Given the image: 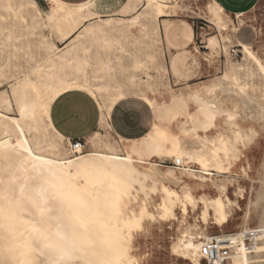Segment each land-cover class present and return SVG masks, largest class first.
Segmentation results:
<instances>
[{"label":"bare ground","instance_id":"bare-ground-1","mask_svg":"<svg viewBox=\"0 0 264 264\" xmlns=\"http://www.w3.org/2000/svg\"><path fill=\"white\" fill-rule=\"evenodd\" d=\"M47 1L50 3L51 8L44 12L45 14L43 15L41 11L28 7L30 0H20L16 9H13L6 2V5L3 6V10L8 11V13L9 10L16 13L18 9L23 14V16L21 15L23 19H26L25 28L53 30V35L55 34L65 44L63 49H58L50 36L47 35L42 38L39 42V47L44 53L42 60L12 90L17 117L6 116L0 112V241L5 243V246L13 248L12 255L14 254L15 258L16 256L18 257L16 263L36 264L34 261H36L38 255L46 251H54L55 253L49 255L46 259L44 258L43 264H66L69 257L75 256L82 259V264H122V261H125L126 264H132V261L136 263V260L128 254L133 232L140 229L143 222L154 215L149 211V202L146 203L145 201L141 203L136 211L121 215L120 200L121 198L129 197L132 191H143L141 190L142 185L144 188L155 189L153 192L157 191V187L160 185L158 189L160 202L156 206V212L161 218L164 216L165 207L170 206L166 204V201L176 200L175 196L167 194L165 189H168L181 195V201L176 203V208H180L183 215L187 214L182 206V203H186V201H183V196L192 194L197 202V208L194 209L192 203L189 202L187 203V209L190 207L195 212L200 208L198 219L203 225L208 224L209 220H211V224L219 229L227 225L231 217L229 207L237 205V201L230 200L227 192L230 187H234L233 183H238V179L232 175L225 174L224 170L228 169H225L220 160V153L223 152L224 154L229 148V138L217 140L208 136L207 131L213 126L214 120L221 115H224L232 124L251 118L255 122L262 123L261 126L264 128V97L260 94H254L255 96H251V93L249 94V85L241 82L238 72L234 69L236 66H233V68L230 65L231 63L228 64L227 55L229 52L226 51V47L223 48V51L227 63L222 77L219 76L220 83L209 84L205 87L208 96H205V94L203 96L200 91H196L191 95L192 101L203 116V121L200 122L203 127V135H200L194 129L185 128L181 134L188 137L190 131L193 132V137L191 138H194V146L191 149H185L180 146L179 139L173 136L166 148V156L172 161H174V157L177 154L181 157L182 163L180 167H173L181 174L179 177L172 176L171 172L165 173L161 171L159 164L154 160L152 161L154 162L153 164L150 161L141 159L140 155L142 153L146 154L144 146L139 148L142 144L139 147L137 144H132L127 147V152L122 155L115 153L114 148H108L111 152H101L103 151L101 149V151H93V153L83 156H80L81 153L76 152L74 155L77 154L78 156L66 158L63 155L61 156L60 153L62 151L60 152L58 145L50 143L52 142L50 140V142L40 140L37 135H33L39 133L41 127L42 129L44 127L39 121V112H37L36 120L31 118L19 120L20 102L26 99L28 103L37 105L39 109L41 101L45 98L47 87L58 83L61 77L77 75L83 81L86 69L83 72H76L74 62L87 60L89 64L92 54L97 55V59L99 57V62L101 59L102 68H112L111 56L113 50L117 47L120 51L123 50L116 40L110 39V36L112 30L116 27V24L113 25V23L123 20L110 18L101 20L100 14L103 11H100V9L103 6L99 7L100 9L79 8L80 5L88 1L80 5H69L58 0L59 4L65 5L58 11L54 10L52 0ZM165 1L126 0L121 6V12L127 14L132 10L131 3L144 2L141 13H136L135 16L131 15L132 17L130 18L139 17L140 19L137 23L141 19H145L146 24H142L145 35L142 36V39L139 38L141 39L140 43L145 47L146 44L150 43L151 37H158L161 28L163 27L164 29L167 25V20L163 19L166 8ZM95 3L98 5V0H95ZM150 4L154 6H149ZM207 10L213 16L216 30L218 28L221 31V26L224 25L221 22V7L216 3H212L208 5ZM32 11H35V14ZM0 12L2 11L0 10ZM49 15H52L54 19L49 20ZM22 17L20 18L22 19ZM5 20V15L3 13L0 14V23ZM160 20L162 25L159 24ZM108 21H111V23L109 24ZM126 21H128L127 27L133 26L129 22V18ZM86 28H94V35L86 32ZM18 39L21 38L19 37ZM212 39L215 41L214 37ZM30 44L32 43L30 42ZM30 44L25 43L22 47L28 50L31 47ZM238 48L244 54L243 58H249L257 64L259 71L264 77V65L255 56L250 47L248 46L247 51H243L239 45ZM2 50L4 49L2 48ZM7 60L9 59L7 58ZM155 60V54L152 51H147L145 59L138 61L135 67H132L135 70L138 68L149 70L154 65ZM146 62L151 66L147 67ZM105 65L108 67H105ZM99 66L101 67V65ZM1 68L4 70L3 67ZM37 69H39L38 72L36 71ZM97 71L100 72V70ZM32 76H35V78ZM98 77L97 79H100ZM134 78L135 76H130V81H134ZM93 79L97 80L96 78ZM226 86L231 89V93H225V98L223 99L227 100L233 97L235 102H232L234 106L228 110L221 107V101L217 96ZM123 94L125 93L123 92ZM144 98L151 104L147 97ZM258 98L261 99L258 101ZM9 100L2 96V107L9 108L11 102ZM111 103H113V100L109 104ZM151 106L156 109V106ZM105 115H107V112ZM18 120L20 126L23 127L24 136L28 138L32 145V151L35 155L11 146V142H15L19 137ZM48 130L55 134L54 131ZM154 132L150 135L154 134ZM243 132V129L238 128L234 132V139H243L245 136ZM19 138L21 140L24 139V137ZM145 156L148 155L146 154ZM152 157L159 159L160 155ZM201 161L207 164V169L202 167ZM194 166H197L198 169H194ZM137 167L142 168V170H138ZM205 171H207V174H205ZM190 177L194 178V181L197 182L195 184L196 187L202 191L210 187L213 177L223 178L225 183L219 185L213 183L219 192L213 198L196 197L191 186L183 180V178L188 179ZM147 181L151 183L149 187L147 186ZM247 181L250 183V190L247 193L248 197L245 198L243 192L239 196V199L245 201V207L242 215V224L238 231L222 233L213 237H202L200 233L186 232L172 246L173 252L176 253L175 250L181 247L182 241L197 245L214 237H229L233 239V234L238 236L241 231L259 229V226L264 225V158L257 172V179H248ZM178 188L180 191L176 190ZM37 190H43L46 203L41 202L40 197L37 195ZM142 208H146V211L143 215H140ZM205 208L208 210L207 215L204 212ZM175 209H173L174 214L168 216L171 219L176 217ZM252 215L255 217L256 223L254 227H249L248 222ZM165 219L162 218L161 220ZM202 238L204 239L203 242H201ZM57 242L60 245L59 249L54 246ZM237 243L241 245L238 252L233 254L225 264H245L246 260L248 264H264V243L260 240L257 241L253 244V251L250 252L246 249V245H243L240 237L237 238ZM22 251L25 252L20 255ZM185 251L191 250L185 249ZM26 252L33 253L35 260L29 259L28 261ZM197 260L198 264H200L201 260L203 261L201 253L197 256Z\"/></svg>","mask_w":264,"mask_h":264},{"label":"rangeland","instance_id":"rangeland-1","mask_svg":"<svg viewBox=\"0 0 264 264\" xmlns=\"http://www.w3.org/2000/svg\"><path fill=\"white\" fill-rule=\"evenodd\" d=\"M42 1L43 0H39V4L40 2L42 3L41 8H43V12H46L49 10L51 5L46 7L44 2ZM5 2L6 4L11 5L13 9H16V6H18V2H20V0H0V10L2 11L0 12V14L3 13L6 19L4 22L0 23V40H2L7 45L9 44L6 39L8 34L13 37L10 46L4 47V50L0 49V55L2 56H0V68L3 67L4 69H0V74L6 73L5 75H7L5 80L0 81V112L6 116L10 115V117H17L12 90L17 85V83L24 79L26 74H29L32 68H34L35 65L42 60L44 53L39 47V42L44 36L48 35L52 38V41L58 49H63L65 44L61 40H59L55 34L53 35V30L39 28H33V30L32 28H25L26 19H23V14H21L18 9L16 13L11 10H9V13L8 11L6 12L5 10H3V6L6 5ZM125 2L126 0H98V5L103 6L101 9L98 7L100 11H103V13L100 14L101 20L108 18L123 20L117 23H113V25L116 24V27L114 28V30H112V34L110 36L111 40H116L121 45L123 51H120L118 47L113 50L111 56V70L105 69L104 67L102 68L103 65L101 63V59L99 62V57L97 59V55L95 56V54H92L89 59L91 61H89L88 67L86 68V70L89 71L85 70L86 72L84 71V73L87 75L89 81L91 80L90 82H92L91 84L94 86H106L113 88L119 85L123 88V92L126 94V96H130L129 98H135L134 96H140L143 98L147 97L150 100L151 105L156 106L157 110H159V114H157V116L154 115V121L159 125L153 129L152 133L156 129H159L165 135H175L176 137H182L183 134H181V132L183 133V129L186 128L190 130L194 129L200 135H203V127L200 123L201 121H203V116L192 101L191 95L196 91H200L203 96L204 94L205 96H208V92L206 91L205 87L209 84L220 83L219 78L222 77L227 63L223 51V48L225 47L226 51L229 52L227 55L228 64L231 63V67H237L233 68L238 72L241 78V82L243 84L249 85V94L251 93V96H253L254 94H260L264 97V77L259 71L257 64L249 58H243L244 54L241 52V49L237 47L239 41H237L236 46H233L228 38V27H230L232 23L231 19H229L230 16L227 17L228 26L222 25L221 31L217 28L218 32L216 30L215 23H213V16L205 8H203V15L199 19L192 20L193 40L190 47L186 49L189 52L186 51L184 52V54L187 53L186 55L188 56V59H195V62H197V66L195 69L197 70V73L199 70L200 72L197 74L195 79H193L192 81H188V79H190L191 77L187 79L186 77L180 78V76L176 75L173 70L174 61L176 60V53L171 51L162 40L161 31L163 27L161 28L158 35L159 38L156 36H154L153 38L151 37L149 41L150 43L146 44L145 47L140 43L142 36L145 35V31L143 29L144 27L142 26V24H146L145 19H141L137 24L133 26H126L128 25V21H126L128 18L135 16L136 13H141L142 5L144 4V2L137 4L131 3L132 10L129 12L130 15L129 13L124 14L121 12V6ZM179 4L180 0L165 1L166 8L163 19L167 20V23L169 22V19H174L182 15V12L178 11ZM169 10L171 11L169 12ZM11 12H13L14 14ZM32 13L35 14V11H32ZM259 16H264V7L254 10L246 17L249 24L257 25ZM20 17H22V19ZM161 20L159 21L160 25H162ZM237 22H239L238 19ZM12 23L15 24L13 25ZM1 32L6 33L1 34ZM221 32H223L224 35L219 39V45L216 46L215 49H209L205 46L206 36L211 35L216 40V38L220 36ZM19 37L21 39L17 40V38ZM196 40L199 41V44L196 43ZM28 41H30L32 44H30V42ZM25 43L30 44V49L27 50L22 47ZM248 46L254 52L255 56L260 60V62L264 65V38H261L259 36L258 28L256 29V33L253 35V38L251 39V42ZM21 47L22 49H20ZM147 51H152L155 54L156 60L154 65L151 66L146 62V66H151V69L148 70L138 68L137 70H135V64L138 63V61L145 59V53ZM232 51H234L235 54H232ZM26 53L32 54L26 56ZM7 58L9 60H7ZM99 65H101V67ZM95 69L100 70V72ZM97 74L99 77L97 76ZM95 76L100 79H97V77ZM130 76H135L134 81H130ZM32 77L35 78V76ZM103 77L105 78V80H103ZM93 78H96L97 80H94ZM228 90L230 91L231 89L226 86L222 89L223 93L221 92L217 95L219 97L218 99L221 101H219L221 107L226 110L231 109L235 103L233 97L227 100L223 99L225 98V93H231V91L229 92ZM129 93H131V95H127ZM98 94L102 97L101 102L108 105L111 102L112 98L115 97L118 93L115 91H109L104 93L98 92L97 95ZM2 96H5L6 98H8V100L10 98L9 102H11L9 108L11 109L2 107ZM255 99L257 100V98ZM260 99L261 98H258V101ZM149 107L151 109V106ZM6 109H8L9 111L11 110L10 113H8L9 111ZM228 122L229 121L224 115L217 117L214 120L213 126H211L207 131V134L208 136L214 137L217 140H225L229 138V148L225 151L224 154L223 152L220 153V160L222 161L225 169H228L224 170L225 174L232 175L238 179V183H233L234 187H230L227 192L230 200L237 201V205H231L229 207V211L231 214L229 223L221 229L216 228L213 224H211V220H209L208 224L203 225L198 219V215L200 214L201 209L198 208L197 211L194 212L190 207L188 208L186 215H183L180 208H176L175 219L167 217L165 220H161L162 218L156 212V206L160 202V193L158 191L160 185H158V189L155 192H153V190L149 188H146L150 190L147 193L149 211L154 216L144 221L142 227L133 232L132 243L128 250L129 256L136 260V263L132 261V264H172V261L174 259H181L177 256L176 253L173 252L172 246L182 237L183 233L186 232L194 234L200 233L202 237H213L222 233H233L240 229L245 201L239 199V196L243 192L245 198H247V193L250 190V183L247 180L257 179V172L264 158V128L263 126H261L262 123H259L257 121L255 122L251 118H247L244 121L240 120L239 123L236 124ZM238 128L243 129V133L245 136L243 139L235 140L234 132ZM33 135H37L40 140H44L47 142L52 141L50 143L58 145L60 152L62 151L60 154L61 156L63 155V157L73 158L74 156H78L77 154L74 155L72 153V151L70 150V145H67L66 141H61V139H59L53 132H49V130L45 127H43V129L41 127L39 133ZM191 137H193V132L190 131L187 137L188 142H185L184 144L185 149H191L194 146V138ZM132 144H137L138 147L141 145V143L139 142L128 144V142L120 141L119 137L116 136L114 139L107 136H99L91 141H85V146L88 148L89 152L84 153L83 155L93 153V151H101V149L103 150L101 152H111L108 148H114L115 153L117 152V154L122 155L127 152V147L131 146ZM167 147L168 145L163 144V151L158 160H155V158H152V156L149 155L145 156V153H142L140 155V158L150 162L155 160V162L159 164V168L161 169V171L165 173L171 172L172 176L179 177L181 174L171 165L172 160L165 156L164 149H166ZM139 148H143V145ZM194 167V169H198L197 166ZM137 169L142 170V168L140 167H137ZM183 180L187 184H189V186H191L196 197L205 196L207 198H213L217 196V194H219L217 188L213 185V183L215 185L225 183L223 178L213 177V181L210 182V187L202 191L196 187L195 184L197 182L194 181L193 177H190L188 179L183 178ZM78 184H80V182H78ZM150 184L151 183L147 181L148 187ZM165 184L169 185L167 183ZM176 190L180 191L179 188ZM145 199L146 197L144 191H132L129 197L121 198V215H127L130 213V211H136L141 203L145 201ZM255 223V217L252 215L248 222L249 227H254ZM203 241L204 239L202 238L201 242ZM24 252L25 251H22L20 255H22ZM12 253L13 248L11 246H5V243L0 241V264H20L16 263L18 257L16 256L15 258V255L13 254V256ZM54 253V251L43 252L38 255L36 261H34L35 257L33 253L26 252V256L28 261L29 259H31L32 261L36 262V264H43L44 260L49 255H52ZM10 261H12L13 263ZM67 262L66 264L83 263L82 259L76 256L69 257L67 259ZM122 262V264H126L125 261ZM200 264H204L202 260L200 261Z\"/></svg>","mask_w":264,"mask_h":264},{"label":"snow or ice","instance_id":"snow-or-ice-1","mask_svg":"<svg viewBox=\"0 0 264 264\" xmlns=\"http://www.w3.org/2000/svg\"><path fill=\"white\" fill-rule=\"evenodd\" d=\"M52 4L55 11H58L65 7V5L59 4L58 0H52ZM154 6V5H149ZM28 7L35 8L41 11V14H45L39 4V0H30ZM102 5H97L95 0H88L87 3L80 5L79 8H98ZM49 20H53L54 17L49 15ZM139 17L129 18V22L132 25H135L139 20ZM232 23L228 27L227 35L233 46L238 45L243 49V51L248 50V45L253 38V35L256 33V29H259V36L264 38V16L258 17L257 25H252L248 23L247 17L241 15L239 22L235 17H229ZM221 22L228 26V20L222 18ZM110 24L111 21H108ZM86 32L90 34L95 33L94 28H86ZM224 33L221 32L220 36L213 41L212 36L208 35L205 39V46L209 49L216 47L218 41L223 37ZM7 41L9 44H5L0 40V49L10 46V42L13 40L11 35L7 36ZM195 39V37H194ZM196 43L199 44V41L196 40ZM199 50V49H198ZM26 56L30 53H26ZM75 71L83 72L84 69L88 67V61H76ZM105 67H108L105 65ZM37 72L39 69L36 70ZM6 79L5 74H0V81ZM109 91H115L118 93L117 96L113 97V103L104 104L101 103L102 97L97 95L98 92L104 93ZM131 95V93L127 94ZM126 98V94H123V88L119 85L112 87H98L90 83L87 75L85 74L84 80L81 81L79 76L70 75L61 77L59 82L55 85L48 86L45 93V98L41 101L39 109L37 105L28 103L26 99L20 102L19 107V120H27L31 118L36 120L37 112L40 114V123L44 125L46 129H50L55 132V134L61 139V141H66L67 145H70L74 152L81 153L80 156H83L84 153L88 152V148L85 146V141H91L99 136H107L114 139L115 136L121 138L131 137V136H142L143 131L137 132L136 129L139 128L144 120V114L147 111L142 105H137L132 102L125 104L123 101ZM143 99V98H142ZM107 112V115L105 113ZM19 120L17 121V127L19 129V137H24L20 139L19 137L15 142H11V146L14 148H19L25 150L32 155L35 153L32 151V145L27 137L24 136L23 127L20 126ZM87 126V132L83 135L77 134L76 130L82 126ZM207 128V126H205ZM65 129H71L72 131L66 133ZM127 129L128 131H124ZM164 133L157 129L154 134L144 137L139 141L144 146L145 152L149 156H159L162 152L161 143L159 142L164 138ZM159 138V139H157ZM79 158V157H77ZM174 164L179 165L182 163L181 157L177 154L174 157ZM153 163L154 162H150ZM204 169H207V164L203 161L200 162ZM190 171V170H186ZM207 174V171H205ZM141 190L145 192V202L147 203V193L150 191L141 186ZM155 190V189H152ZM169 196H175L176 200L166 201V204L170 205L165 207L164 216L162 218H167L169 215H173V209L176 208V203L181 201V195L165 189ZM37 195L40 197L42 203H46V198L44 196L43 190H37ZM182 203L183 210L187 213V203H192L193 208H197V202L195 197L192 194H187L183 196ZM146 211V208L140 210V215H143ZM205 215L208 214L207 208L204 209ZM222 218V217H221ZM259 233L264 234V225L259 226ZM247 233L241 231V233L233 234L232 243L237 242V238L245 237ZM258 239L264 243V235L258 234ZM185 249H190L191 251H185ZM245 250V249H244ZM177 255L182 259H174L172 264H198L197 256L199 253L203 252L204 255L208 254V245L200 243L193 245L188 241H182L181 247L175 250ZM245 264H248V261H245Z\"/></svg>","mask_w":264,"mask_h":264},{"label":"crops","instance_id":"crops-1","mask_svg":"<svg viewBox=\"0 0 264 264\" xmlns=\"http://www.w3.org/2000/svg\"><path fill=\"white\" fill-rule=\"evenodd\" d=\"M59 1L69 5H78V4L80 5L87 2L88 0H59ZM42 2H44L46 7L50 5V3L47 0H43ZM212 3H216L221 7L222 18L225 20H227L228 16L235 17L239 20L241 15L247 16L254 10L264 7V0H180L178 11L182 12V15L174 19H169V22L167 23L165 28L162 29L161 31V36L165 45L168 46L171 51L176 53L175 55L176 60L174 61V66H173L174 72L176 73V75L180 76V78L186 77L187 79L191 77L190 79H188V81H192L193 79H195L197 74L200 72L199 70L197 73V70L195 69L197 66V62H195V59L194 58L188 59V56L186 55L187 53L184 54V52L187 51L186 49L190 47L193 40L192 20L199 19L203 15L202 13L203 8L207 10L208 5ZM40 5H42L41 2ZM129 97L130 96H126L125 100L123 101L125 104H127L128 102H132L137 105H142L147 110L144 114V120L141 126L136 129L137 132L141 130L143 131L142 136H131L124 138L116 136L119 137L120 141L128 142V144H131L133 142L138 143L144 137L150 135L153 129L159 125L157 122L154 121V115L157 116V114H159V110H157V107H155L156 109H154V107H152L151 104L148 103L143 97H136V96H134L135 98H129ZM149 106H151L152 110L150 109ZM87 130H88L87 126L82 125L76 130V132L79 135H83L87 132ZM65 131L66 133H69L72 130L65 129ZM124 131H128V130L125 129ZM173 136L175 135H164V138L159 141L161 143V147L163 146V144L168 145L169 140ZM176 138L179 139L180 146L184 148L185 142H188L187 137L182 135V137H176ZM164 152L166 156L167 155L166 149H164ZM155 160L158 159L155 158Z\"/></svg>","mask_w":264,"mask_h":264},{"label":"built area","instance_id":"built-area-1","mask_svg":"<svg viewBox=\"0 0 264 264\" xmlns=\"http://www.w3.org/2000/svg\"><path fill=\"white\" fill-rule=\"evenodd\" d=\"M232 54H235L234 51H232ZM70 150L73 154L76 153L71 146ZM171 165L175 168L180 167V164L175 165L173 161H171ZM244 231L247 233V236L240 237V239L243 242V245H246L245 247L249 252L253 251V244L260 240L257 238L258 234H264L259 233V229H248ZM203 244L208 245V254L204 255L203 252H201L204 264H225L230 260L233 254L238 252L241 246L237 242L233 244L232 239L229 237L210 238L204 241Z\"/></svg>","mask_w":264,"mask_h":264},{"label":"clouds","instance_id":"clouds-1","mask_svg":"<svg viewBox=\"0 0 264 264\" xmlns=\"http://www.w3.org/2000/svg\"><path fill=\"white\" fill-rule=\"evenodd\" d=\"M57 249H59L60 248V245H59V243L57 242L55 245H54Z\"/></svg>","mask_w":264,"mask_h":264}]
</instances>
